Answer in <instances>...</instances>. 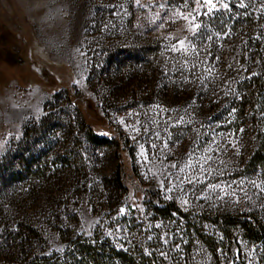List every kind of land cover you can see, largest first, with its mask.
I'll return each mask as SVG.
<instances>
[{
	"label": "rangeland",
	"instance_id": "obj_1",
	"mask_svg": "<svg viewBox=\"0 0 264 264\" xmlns=\"http://www.w3.org/2000/svg\"><path fill=\"white\" fill-rule=\"evenodd\" d=\"M212 2L0 0V37L34 70L0 89V264L62 255L79 235L166 264H264V243L222 217L264 220L255 125L235 99L264 0ZM64 87L120 147L89 132ZM166 203L183 213L156 211Z\"/></svg>",
	"mask_w": 264,
	"mask_h": 264
},
{
	"label": "trees",
	"instance_id": "obj_2",
	"mask_svg": "<svg viewBox=\"0 0 264 264\" xmlns=\"http://www.w3.org/2000/svg\"><path fill=\"white\" fill-rule=\"evenodd\" d=\"M2 22H0V36L3 32ZM5 39L0 37V89L9 86L14 79L19 80L23 87H27L28 79L32 78V72L29 68L23 67L24 58L21 55L19 45L6 44ZM251 51L243 50L239 53L242 70L236 83L239 86L240 98L236 104L239 115L243 116L248 111L251 113V121L255 125V148L249 156V163L253 167L264 165V32L259 38H253L249 41ZM252 62V63H251ZM8 70H11L8 72ZM36 72V71H35ZM38 74L46 81L52 84H58L57 78L48 69L37 70ZM26 75V79L21 75ZM69 99L75 107L81 112L83 123L89 132L103 142L114 141L120 147L121 140L113 128L107 124L97 125L91 121L85 114L83 105L79 102L68 89ZM57 92L56 94H59ZM231 106L225 110L224 114L229 113ZM96 113V110L94 111ZM240 126H236L239 131ZM34 131L31 126H25L24 137L29 138ZM15 176L13 172L11 177ZM117 181H120L118 176ZM156 211H166L169 213L174 211L182 214V210L174 203H166L162 207H156ZM251 215V214H250ZM249 215V216H250ZM225 224L230 226H238L247 238L256 243H264V220L257 214H253L250 218L232 219L228 215L222 216ZM11 264H166L162 258L152 252L148 246H127V248L118 247L109 239L101 240L100 236L87 237L85 235L76 236L70 244H68L64 254L53 255L42 258H29L28 260L14 262Z\"/></svg>",
	"mask_w": 264,
	"mask_h": 264
},
{
	"label": "snow or ice",
	"instance_id": "obj_3",
	"mask_svg": "<svg viewBox=\"0 0 264 264\" xmlns=\"http://www.w3.org/2000/svg\"><path fill=\"white\" fill-rule=\"evenodd\" d=\"M203 2L207 5H211V7L207 10L208 12H211L215 8V5L213 4L212 0H203ZM224 7L227 8L228 5H225ZM185 19H187V17H185ZM196 27H199V25H197ZM181 44H183V41H181ZM172 167H176V165H172ZM181 171H183V169H181ZM189 183H192V181L189 180ZM208 187H219V185H208ZM120 211L123 213L124 210L121 209Z\"/></svg>",
	"mask_w": 264,
	"mask_h": 264
}]
</instances>
